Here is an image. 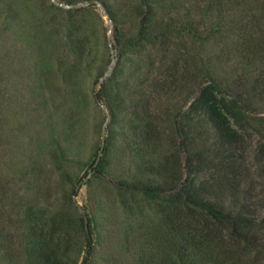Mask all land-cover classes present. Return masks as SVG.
<instances>
[{"label":"rangeland","instance_id":"rangeland-1","mask_svg":"<svg viewBox=\"0 0 264 264\" xmlns=\"http://www.w3.org/2000/svg\"><path fill=\"white\" fill-rule=\"evenodd\" d=\"M211 1L0 0V264H80L84 222L89 264H179L160 205L222 158L204 86L234 106L232 173L264 217V13Z\"/></svg>","mask_w":264,"mask_h":264},{"label":"trees","instance_id":"trees-1","mask_svg":"<svg viewBox=\"0 0 264 264\" xmlns=\"http://www.w3.org/2000/svg\"><path fill=\"white\" fill-rule=\"evenodd\" d=\"M231 1L243 4L242 8L256 6L264 13V0ZM211 4L219 5L220 1L213 0ZM208 7L211 8L209 3ZM213 10L221 15L219 8ZM208 39L209 34L203 40ZM196 103L197 109L207 116L216 132V150L222 158L216 165L218 175L211 178L213 181L181 177L175 198L179 202V210L160 205L162 218L170 224L171 248L176 246L175 255L179 264H264V217L256 210L260 205L249 200L241 187L239 176L232 173L234 162L229 154L239 138L231 125V119L235 116L234 106L226 96L220 95L210 86L202 88ZM259 153L264 158L263 145ZM196 155L203 156V153L197 151ZM202 161L210 162L207 158ZM183 171L188 176L191 174L187 166ZM157 191L158 188L153 187L149 193L158 196ZM218 192L227 197L226 204L215 201ZM174 222L177 224L174 225ZM83 230L84 256L80 264H89L93 239L86 222ZM174 230L179 232L177 244L171 234Z\"/></svg>","mask_w":264,"mask_h":264},{"label":"water","instance_id":"water-1","mask_svg":"<svg viewBox=\"0 0 264 264\" xmlns=\"http://www.w3.org/2000/svg\"><path fill=\"white\" fill-rule=\"evenodd\" d=\"M103 131H104V129H103ZM103 147H104V136H102V144H101V146H100V150H99L98 153H97V156H96V159H95L94 165H96V164L99 162L100 155H101V153H102Z\"/></svg>","mask_w":264,"mask_h":264}]
</instances>
